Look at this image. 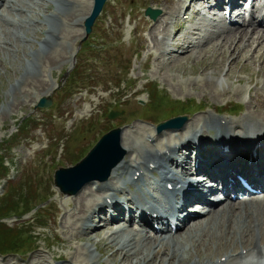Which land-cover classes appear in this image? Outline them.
Returning <instances> with one entry per match:
<instances>
[{"label":"rangeland","instance_id":"374dc122","mask_svg":"<svg viewBox=\"0 0 264 264\" xmlns=\"http://www.w3.org/2000/svg\"><path fill=\"white\" fill-rule=\"evenodd\" d=\"M38 1H41V6L39 3L33 6V1L24 0L23 2L32 6L20 13H12L9 7H5L3 11L5 15L15 18L20 16L15 26L7 24L4 14L0 20V24L8 29L6 31L0 29L1 34L4 38L11 39L9 44L12 45L9 48L5 44L0 45V213L9 216V220L2 221L12 225L17 221L14 216L26 212L20 220L24 219L25 222L29 220L31 223L26 227L22 225L19 229L21 231L14 233L13 236L8 234L9 238L4 234V227L0 226V240L4 238L6 243L10 241L11 245L17 242L16 248L4 251L11 253L0 255V259L8 257L30 260V263L21 264H64L65 262L60 259L66 258L74 242L66 240L70 237L66 217L55 220L51 216L50 210L61 205L62 198V192H59L53 183L54 170L74 165L101 134L116 124H126L120 127L124 131L133 130V125L145 127L148 129L145 143L159 145L161 141L166 140L167 135L175 136L183 131L194 118L212 114L219 122L223 119L238 122L235 119H239L247 111L246 108L264 114L262 101L264 76L255 75L256 71H262L258 74L264 75V63L256 62L259 60L257 51L252 53L249 51L257 42H252L251 39L252 47H248L245 45L247 36L245 37L243 33H240L244 36L241 43L236 36V39L234 36L231 38L238 44L231 49L228 45L226 49L219 46L218 43L221 41L216 40L199 53L194 52L196 47L192 45L188 48L174 45L172 50L169 47L164 52L156 50L150 29L144 28L143 19L147 17L143 11L147 6L159 9L166 7L167 0H108L93 25L92 33L85 41L82 40L84 32L81 25L84 15L90 9V0H74L68 4ZM259 1L254 2L253 8L257 7ZM260 3L264 9V0ZM51 12L59 13L62 18L61 24H56L51 19L52 26L59 34V40H53L44 33L51 26V22L32 21ZM164 13L166 12L162 11L159 17L165 16ZM201 13H204V16ZM64 17L69 20L63 19ZM44 18L48 19L46 15ZM170 18L169 16L166 21L169 22L168 32L172 37L174 31ZM236 18L242 21L243 26L249 16L245 18L239 15ZM217 23L222 25V29L226 26L223 18L214 14L210 8L201 6L199 16H193L191 21L183 20L178 36L188 35L192 38L202 29L212 30L211 24ZM263 25L264 21L261 26L264 32ZM161 35V32H156L155 39L164 43ZM20 36H23V39ZM41 40L47 41L53 47L43 46ZM168 41H171L170 38ZM38 43L41 45L40 48ZM178 43L183 44L182 41ZM200 43L202 44V41ZM214 44L217 46L212 48ZM81 46L82 50H79ZM240 47L244 48L243 58L236 57V51ZM219 51L228 52L235 57L231 59L225 55L222 56L223 59ZM30 60L36 61L37 64L27 62ZM26 64L34 65L33 70L26 72ZM124 70L127 74H124ZM38 82H42L40 88ZM135 90L139 92L134 94ZM259 92L263 96H259ZM256 94L259 97H254L258 99L252 102L251 99ZM40 95L51 98L52 104L49 108L36 107ZM152 95L156 100L152 99ZM231 101H234V111L214 110ZM111 109L119 111L122 109V112L109 118L108 112ZM187 110L189 111L187 122L175 132L163 131L157 134L153 124L148 123ZM231 126L232 131H239L234 124ZM122 150L124 152L122 160L134 158L135 154L125 152L124 148ZM32 164L33 167L30 166ZM3 166L8 168L6 174ZM34 169L44 177V180L34 172ZM177 173L180 175L179 171ZM155 177L156 175L150 174L141 180L144 184L153 186ZM119 179L118 184H121ZM40 184L51 197L50 207L44 214L41 212L37 218H33L31 207L42 198ZM85 185L84 188L87 187V184ZM149 192L152 195L150 197L158 198L162 202L165 195L163 189L150 188ZM196 205L190 209L205 216L208 208L203 206L198 208ZM95 221L92 217L90 223L94 224ZM111 227L119 226L100 228V231L79 239L76 245L83 248L82 251L90 250L89 254L98 258L96 264H130L128 261L132 259L125 260L114 248L106 247L107 241L103 237L111 231ZM22 230L24 232L18 237ZM153 230L142 227L141 234L151 238L154 236ZM197 231L198 229L194 233ZM185 232L187 231L182 232V235ZM207 235L212 238L218 236L216 232L215 235L209 233ZM245 236L250 240L252 232H247ZM203 242L205 244L206 240ZM32 243L35 247L28 251ZM234 244L233 249L236 247ZM201 246L204 247L203 244ZM98 248L103 249V252L98 254ZM46 249L53 254L55 260L48 253L45 254ZM201 249L197 247L199 252ZM202 252L203 256H206L214 255L215 251L214 248L209 250L206 247V252L205 250ZM35 253L45 254V261L43 259L39 262L33 261L31 256ZM161 256L159 253L157 260L152 263L158 264ZM186 256L194 257V249Z\"/></svg>","mask_w":264,"mask_h":264},{"label":"bare ground","instance_id":"6f19581e","mask_svg":"<svg viewBox=\"0 0 264 264\" xmlns=\"http://www.w3.org/2000/svg\"><path fill=\"white\" fill-rule=\"evenodd\" d=\"M23 1L0 0V20L4 14L5 7H9L12 13H20L23 10L27 11L32 5L34 6L38 3L41 6V1L38 0L36 2L31 0L33 1L32 5H27ZM71 1L74 0H50V2L48 0V3L57 2L62 4L65 2L68 4ZM167 1L168 5L161 7V10L166 12L164 13L165 16H161L154 21L143 19L144 28L150 29L153 37V46L156 50L164 52L170 47V44L162 43L155 39L156 32H161L165 39L171 38L166 22L170 16L174 31L172 36L173 45L188 48L190 45L195 46V42L202 41L201 47L198 45L194 50L195 53L197 51L199 53V51L207 48L216 40L217 42L221 41L218 44L223 46V48L227 47L226 45L230 49L234 48L237 43H234L236 42L235 40H231L233 36L237 37L239 43L243 41L241 40L242 37L247 36L245 45L252 47L250 46V40L252 39V42L256 41L255 47H252V50L248 49L251 53L253 51L258 52L259 60L256 62L261 61L264 63V32L261 29L262 21H264V9L261 4H258L256 9L251 11L250 19L243 26L239 25L233 30H224L222 26L215 24L212 26V30H205V35L198 36V34L191 38L188 35L178 36V32L182 28L183 20L191 21L193 16L199 14L200 7L203 4L215 7L219 17L222 18L224 6H229L230 12L234 10L236 16H239L242 13L240 0ZM52 12L45 14L48 19L44 18L45 15H40V18L34 17L35 19L32 21L43 22L45 20L46 22H51V26L45 32L51 39L59 40V34L52 26L51 19L56 24H61L62 18L59 13L55 14ZM180 13L183 15L181 16ZM3 17L7 24L12 26H15L20 18V16L15 18L8 15ZM227 19L229 22L234 20L233 14L229 13ZM0 29L3 31L8 30L1 24ZM212 33L213 35H211ZM240 33H243L244 36ZM0 37V45L5 44L9 48L11 39L4 38L1 31ZM20 38L23 39V36H20ZM42 40L43 46L53 47L47 41ZM179 41H182L183 44H179ZM216 46L217 44H214L212 48ZM228 48L227 51L229 52ZM243 49L240 47L236 51V57H244L242 55ZM187 52V55H189V51ZM228 52L222 53L219 51L221 57L226 55L234 59L235 55H231ZM251 53L249 52V54ZM149 57H152V55H149ZM27 62L37 64L34 60ZM52 62L54 63V61ZM165 64L167 63L165 62ZM31 65H25L26 72L33 70L34 65ZM259 72L262 73V71H256L255 75L264 76L258 74ZM38 83V88H40L42 82ZM138 92L139 90H135L134 94ZM237 93L239 94V92ZM260 95L263 96L259 92ZM256 96L259 97L257 94L253 96L252 102L258 99L254 98ZM262 101L264 102V100ZM233 102L231 101L225 106ZM224 109L225 107L220 106L214 108L216 112H221ZM246 110L239 119H235L238 122H233L230 119H223V121L220 120L219 122L215 119L216 116L212 114L194 118L187 127L183 128V131L178 132L175 136L167 135L166 140L161 141L159 145L145 143V135L148 132L145 127L133 125V130L124 131V129H121L119 144L124 148L125 152L135 154L134 158L120 161L113 168L107 181H92L87 184V187L84 188L83 186L73 196L62 194L61 205L50 210L51 216L55 220L59 217H66L65 219L69 225L67 232L70 233V237L66 238V240L74 242L66 258L60 260L65 262L64 264H78L77 262L81 264H96L98 258L91 256L88 252L90 250L86 251L84 249L82 251L83 248H80L76 243L88 234L100 231V228L114 225L119 227L106 233L105 237H103L107 241L106 247L111 246L114 248L125 260L132 259L128 261L130 264H153L152 262L157 260L159 253L162 256L159 257L158 264H264V188H260L257 193L251 196L238 195V201L236 199L229 200L227 195L223 202L220 200L216 202L210 201V193L218 189L220 186L219 182L222 183V190L225 193L234 190L241 191L242 187L237 175L245 178L253 187L264 186V143L259 144L257 147L252 143V141L260 139L264 135V114L257 111L252 112L247 108ZM232 124L237 127L236 130H239V132L231 131ZM235 142L242 143L237 144ZM133 145L134 147H132ZM181 147L187 149L186 154L181 153ZM173 166L175 169H180V176L173 170ZM178 166L181 168H178ZM152 173L159 174V177H156V186L163 188L167 193L168 201L164 204L157 198L150 199L148 197L150 187L140 184L141 178L147 177ZM191 174H199L196 177L197 180L214 181L217 186L210 188L208 185L205 188L202 183L194 181L191 183L194 188L191 189L189 188L190 182L185 180L188 175L192 177L190 176ZM118 179L121 184H118ZM94 184H96L95 187H93ZM130 185H133V188ZM194 201L209 208L205 216H202L200 212L188 211V206ZM225 202L227 203L225 204ZM135 212H138V221L141 223H145L147 226H153L154 223L165 224L166 228L162 229L160 227L151 238L142 235L140 232L142 228L137 230L133 224H130L135 219ZM153 213H156V216H153ZM92 217L96 219L97 223L91 227L89 222ZM191 217L193 221L189 222L190 220L188 219ZM124 218L128 219L126 222H121ZM173 218L175 219V227L169 230V225ZM65 219L64 221H66ZM197 229L198 231L194 233ZM185 230L187 232L182 235ZM215 232L218 234L217 237L214 236ZM247 232H252L250 240L245 238ZM207 233L210 235L214 234V238L207 235ZM249 236L247 235V237ZM204 240H206L205 244L207 246L204 244ZM54 242H56V238ZM91 244L94 246L93 242ZM202 244L204 247L201 246ZM233 244L234 247L236 245L235 249L232 247ZM34 247L35 245L31 251ZM197 247L203 249L199 252ZM206 247L209 250L214 248V255L203 256L204 252L202 250L206 252ZM191 249H194L195 256L189 258L186 255ZM44 252L45 254L48 253L52 259H56L47 249ZM101 252H103V249L98 248V254ZM45 254H32L31 259L37 262L41 259L45 261ZM23 262L30 263V260L23 258L11 259L8 257L0 259V264H21Z\"/></svg>","mask_w":264,"mask_h":264},{"label":"water","instance_id":"95a60500","mask_svg":"<svg viewBox=\"0 0 264 264\" xmlns=\"http://www.w3.org/2000/svg\"><path fill=\"white\" fill-rule=\"evenodd\" d=\"M105 1L106 0H93V6L90 10V13L85 17L84 22H83L85 34H86L85 38L91 33L92 25L95 19L97 18V16L99 15ZM160 13H161L160 10H153L151 8H147L145 11V14L148 15L152 19H155ZM49 102H50L49 100L43 98L40 100L39 105L47 106ZM186 119H187L186 116H177V117L168 119L167 121H164L157 126V131L161 132L164 129L178 128L182 126V124L186 121ZM119 132H120L119 129H115L111 131L109 134L103 136L102 139L98 142V144L91 150L89 155L83 161L78 163L76 166L71 167V168H60L59 170H57L55 173V185L59 187L60 190L64 193L77 192L84 183H86L87 181H90L94 177L92 176V177H88L86 179H82L78 181L77 178L80 175L79 170H81L82 167H84L89 161H91L98 154H100L102 150L106 148V146L111 142V140L117 142ZM121 158H122V154L119 155L114 160L110 161L108 165L105 167L104 172L100 176L95 175L96 178L100 180L106 179L112 167L116 165V163L120 161ZM69 180L76 181V182H69Z\"/></svg>","mask_w":264,"mask_h":264},{"label":"trees","instance_id":"16d2710c","mask_svg":"<svg viewBox=\"0 0 264 264\" xmlns=\"http://www.w3.org/2000/svg\"><path fill=\"white\" fill-rule=\"evenodd\" d=\"M155 87L153 86L152 90H154ZM151 90V91H152ZM156 92V91H155ZM152 93V92H151ZM154 93V92H153ZM157 96V93L155 94ZM152 99L156 100V97H154L152 95ZM188 111V110H187ZM187 111H182L180 113H187ZM3 215H1L0 213V217H2ZM17 243V242H16ZM16 243H13L11 245V242L9 241L8 243L4 242V241H0V251H4V249H11V248H15L16 247Z\"/></svg>","mask_w":264,"mask_h":264}]
</instances>
